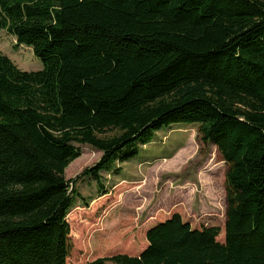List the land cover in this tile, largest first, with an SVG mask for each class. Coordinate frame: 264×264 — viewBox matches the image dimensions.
<instances>
[{
    "label": "trees",
    "instance_id": "trees-1",
    "mask_svg": "<svg viewBox=\"0 0 264 264\" xmlns=\"http://www.w3.org/2000/svg\"><path fill=\"white\" fill-rule=\"evenodd\" d=\"M0 31L43 65L0 53V264H67L77 182L101 192L174 124L227 165L224 243L174 214L140 256L87 264H264V0H0ZM79 146L102 157L68 180Z\"/></svg>",
    "mask_w": 264,
    "mask_h": 264
},
{
    "label": "rangeland",
    "instance_id": "rangeland-1",
    "mask_svg": "<svg viewBox=\"0 0 264 264\" xmlns=\"http://www.w3.org/2000/svg\"><path fill=\"white\" fill-rule=\"evenodd\" d=\"M15 40L0 31V53L23 72H39L43 65L30 48L15 49ZM194 137L190 157L177 160ZM82 156L66 170L68 180L92 168L102 153L79 146ZM173 160V161H171ZM119 168H121L119 170ZM227 165L213 144L202 141L198 126L174 124L154 134L113 172L103 171V190L92 177L77 182L78 198L68 216L70 253L67 264H87L118 255L140 256L147 248V232L180 214L193 229L216 227L224 243L227 213Z\"/></svg>",
    "mask_w": 264,
    "mask_h": 264
}]
</instances>
